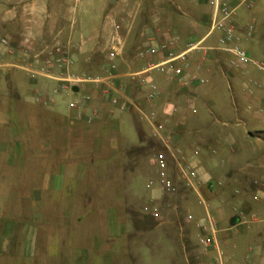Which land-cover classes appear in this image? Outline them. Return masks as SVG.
Returning <instances> with one entry per match:
<instances>
[{
    "label": "crops",
    "instance_id": "1",
    "mask_svg": "<svg viewBox=\"0 0 264 264\" xmlns=\"http://www.w3.org/2000/svg\"><path fill=\"white\" fill-rule=\"evenodd\" d=\"M42 1L0 0V28H6L9 32L15 26L20 28L22 34V38L12 39L13 48L25 46L26 40L36 45L46 33L47 16L42 14ZM132 1L115 0L112 2L116 8L114 13L123 10ZM224 1L235 10L244 0ZM247 1V10L234 13L232 20L242 40L241 47L253 59L264 61V28L255 26L250 36L246 33L250 27L246 23H254L259 19V13L264 9V0ZM136 2L138 7L145 2L144 8L138 9L139 14L135 15L127 28H121L122 24L114 21L116 28H109L106 23L102 28H84L74 34L73 38L71 35V40L67 42L57 39L49 42L70 44L71 48L79 49L82 54L102 39L106 48L104 62L92 73L100 74L103 68L113 64L115 72L120 75L115 86L121 88V101L127 99L135 106L120 111L111 106L107 96L92 89L94 105L103 113L99 121L86 125L72 119L67 110L63 112L64 129L70 133L66 141H72L75 133L83 134L89 144L88 155H80L76 147L66 148L68 153L60 158L61 162L54 168L49 166L43 170L35 167L31 192L21 195L15 202L12 196L4 201V154H0V161H3L0 163L3 166L0 169V264H130L128 251L122 254L113 249L114 242L120 239L117 229L119 218L109 217L115 211V204H97V196L86 188L82 189L89 169L94 168V171H100L105 177L113 173L112 165L117 169V176L152 168L153 172L149 175L155 174L156 180L155 166L150 159L155 150H161L162 147L152 137V128L143 116L153 114L163 124V135L169 136L173 149L179 151L177 158L181 157L185 165L194 166L202 180L197 192L186 189L182 182L177 181L178 193L175 196L180 197V192L186 190L201 199L200 188L212 185L214 181L215 174L208 167L214 157L232 160L231 142L236 143V139L242 137L240 125L248 124V111L264 110L263 98L251 91H243L246 81L254 80L264 84V75L260 74L262 71L259 72L253 66L230 65L231 55L220 50V32L210 30L212 10L208 0ZM51 21L47 25L49 28L52 27ZM114 39L122 45L118 56L110 62L107 55ZM191 46L196 48L190 49ZM151 48H158L157 53H146ZM141 51L144 55L137 58V53ZM169 53L172 56L184 54V57L172 61L173 68H168L165 74L157 71L148 74L160 94L151 103H147L144 100L147 90L127 75L141 72L149 64L167 61ZM72 55L76 65L78 54ZM10 58L6 56V60ZM191 76L199 78L203 83L190 84ZM252 120L264 123V115H253ZM132 124L138 135L136 144L129 141ZM49 140L51 144L52 139ZM73 144L76 145V142ZM199 147L205 149L202 154ZM128 150L137 151L128 153ZM195 150L198 151L197 155L194 154ZM41 159L56 160L57 153L34 154L35 161ZM113 160H117L118 164H113ZM150 181H153L152 177L146 183V189ZM149 190L152 191L151 202L144 205V211L147 207L162 208V205H166L162 201L165 195L155 189ZM60 206L71 211L72 221L64 225L62 220V226L56 217L53 225L51 217L59 212ZM126 211L135 231L153 229L148 218L151 216L147 212H138L139 216L135 219L131 217V212ZM241 213L237 214L240 221L243 216ZM199 218L193 216V222ZM169 220L170 217L166 215L165 223ZM183 220L187 222L185 215ZM219 220V233L229 231L232 226L226 218L220 215ZM71 225L79 227V232L69 230L67 226ZM181 229L176 238L179 237L181 242L180 261H183L186 257ZM139 236L142 237V234ZM170 236L174 237L173 234ZM176 256L179 257L178 253Z\"/></svg>",
    "mask_w": 264,
    "mask_h": 264
},
{
    "label": "rangeland",
    "instance_id": "2",
    "mask_svg": "<svg viewBox=\"0 0 264 264\" xmlns=\"http://www.w3.org/2000/svg\"><path fill=\"white\" fill-rule=\"evenodd\" d=\"M114 1H42V14L47 16L45 18L46 33L36 45H31L30 42L28 45L35 50H40L54 39L67 42L71 40V35L73 38L74 34L81 32L84 28L88 30L102 28L106 23L109 28H116L114 21L122 24L121 28H127L133 22L135 15L139 14L138 9H143L145 5V2H142L141 7H138L136 5L138 0H133L123 10H117L114 13L116 9L112 3ZM248 4L249 1L242 3L234 13L246 11ZM50 19L52 20L51 28L48 27ZM255 21L247 22L246 25H250L251 28L255 26L264 28V9L259 13V19ZM5 29L0 28V40L7 38L12 41V39L22 38L20 28L14 26L9 32ZM13 50V54L6 55L11 57L9 61L4 56L6 61L19 63L25 60L22 47H15ZM71 52L78 54L74 72L92 73L104 62L106 48L101 39L97 45L84 51L85 53L80 54L79 49L76 48H71ZM260 74L264 75V72ZM28 84L24 74L22 75L18 69L0 73V154H4V201H8V198L12 196L15 202L21 195L31 192L35 167L43 170L48 169L49 166L54 168L71 147L78 148L79 154L85 157L89 152V144L83 134L75 133L72 141H66V137L70 134L64 129L63 112H67L66 106L58 103L54 107H40L32 103L29 99ZM49 87V82L38 83L39 90H48ZM247 90L248 93L251 91L264 99L262 82L246 81L243 91L247 92ZM227 92L230 95V91L227 90ZM234 92L235 89L233 94ZM248 114H250L248 124L240 125L239 131L242 137L236 139V143L231 142L233 159H221L215 156L208 166L215 174L214 181L212 185H204L200 188L201 199L186 190L180 192V197L165 195L162 201L166 205L159 208L163 219L154 220L148 217L153 229L135 231L126 211L131 212V217L135 219L139 216L138 212H145L143 207L151 202L152 197V191L146 189L145 185L151 177L153 181L155 180V174L149 175L153 172L152 168L117 176V169L112 165L113 173L105 177L100 174V171L90 168L82 183V189L86 188L96 195L97 204L105 206L108 203H114L116 207L115 213L111 211L113 213L109 215V217L119 218L117 229L120 239L114 242L113 249L121 251L122 254L128 251L130 264H202L195 223L183 220L187 213L197 218L203 216L204 207L200 202L202 200L214 215L218 228L220 215L230 223L233 216L242 212L241 221L236 226L231 227L227 232L219 233V241L228 258V264H264V123L252 120L253 115L263 116L264 110L250 109ZM132 126L129 141L136 144L138 135L133 124ZM49 139H52L51 144ZM72 142H76V145L73 144V146ZM198 149L201 154L205 151L200 147ZM54 151L57 153L56 160H34V154L43 155ZM0 163L2 164L3 161ZM112 163L118 164V161L113 160ZM1 168L3 166H0ZM154 188L156 192L161 193L156 189L157 185ZM177 204L179 207H175ZM61 206L59 212H55L51 217L53 225L56 217L62 226V220L64 225L72 221L71 211ZM166 215L170 217L168 223H165ZM53 225L52 228H54ZM67 227L69 230L74 229L79 232V227L73 225ZM180 228H182L186 261H180L181 242L178 240L179 237L176 238L179 236ZM140 234L142 237L139 236ZM170 234L174 237L170 238ZM177 253L179 257L176 256ZM173 259L177 262H173Z\"/></svg>",
    "mask_w": 264,
    "mask_h": 264
},
{
    "label": "built area",
    "instance_id": "3",
    "mask_svg": "<svg viewBox=\"0 0 264 264\" xmlns=\"http://www.w3.org/2000/svg\"><path fill=\"white\" fill-rule=\"evenodd\" d=\"M247 0L242 3L245 4ZM212 10V19L210 30L219 31L220 50L231 55L230 65L234 67L253 66L257 70L264 72V61L253 59L248 52L241 47V38L236 33V27L233 23L232 16L234 8H231L224 0H208ZM253 28H247V35L250 36ZM26 45L22 47L23 58L19 63L8 62L3 59V55L13 54L11 41L7 38L0 40V73H5L10 69H18L24 74L25 79L30 84L29 99L34 104H42L47 107H54L58 103L66 106L69 116L77 122L91 125L103 117V113L94 105L92 89H96L101 94L108 97L109 103L113 108L120 111H126L134 107L132 101H121L119 93L121 88L115 86L120 75L115 72V66L110 64L103 68L102 73L97 75H88L85 73H76L73 68L75 61L71 52L70 44H60L54 42L43 46L40 50H35L26 40ZM122 43L114 39L111 42V48L108 52L107 59L111 62L118 56ZM191 46L190 49H195ZM158 48H151L146 51L148 54L157 53ZM160 49L165 50L164 47ZM144 52H138L137 58L142 57ZM169 59L157 64H149L141 72L130 73L127 77L135 80L139 86L147 90L144 100L151 103L158 98L160 92L155 83L150 79L148 74L151 71L167 73L168 68H173L172 61L183 59L184 54L172 56L168 54ZM169 65V66H168ZM168 66V67H167ZM46 81L51 83L48 90H39L37 83ZM203 83L202 80L195 76L189 78V83ZM77 88V92L73 88ZM152 128V137L157 139L162 149L155 152L151 157V163L155 166L156 180L150 181L148 189L157 188L161 194L175 196L178 193L177 181L182 182L186 189L197 192V187L201 185L202 180L196 168L191 165H185L183 159L177 158V152L173 149L172 140L169 136L163 135V124L159 123L156 117L151 114H143ZM197 155L198 151L195 150ZM171 162L174 166L171 167ZM204 207V214L195 222L197 229V244L202 264H228V258L219 241V228L214 215L208 210L204 201H200ZM179 207V205H175ZM151 218L162 220L160 209L157 206L145 208ZM187 222L193 221L190 213L185 215Z\"/></svg>",
    "mask_w": 264,
    "mask_h": 264
},
{
    "label": "water",
    "instance_id": "4",
    "mask_svg": "<svg viewBox=\"0 0 264 264\" xmlns=\"http://www.w3.org/2000/svg\"><path fill=\"white\" fill-rule=\"evenodd\" d=\"M73 91H74V92H77V88L74 87V88H73ZM16 138H17V137H16ZM239 221H240V218H239L238 216H233V217L231 218V220H230V225H231L232 227H234V226H236V225L238 224Z\"/></svg>",
    "mask_w": 264,
    "mask_h": 264
},
{
    "label": "trees",
    "instance_id": "5",
    "mask_svg": "<svg viewBox=\"0 0 264 264\" xmlns=\"http://www.w3.org/2000/svg\"><path fill=\"white\" fill-rule=\"evenodd\" d=\"M85 74H88V75H97V73H85ZM38 105H40V107H47V106H45V105H42V104H38ZM63 120H64V118H63ZM137 150H129V153H135ZM157 151H159V148H157L156 150H155V152H157Z\"/></svg>",
    "mask_w": 264,
    "mask_h": 264
}]
</instances>
